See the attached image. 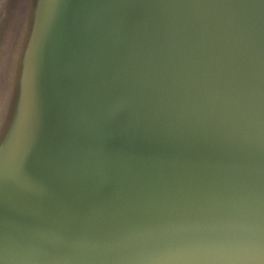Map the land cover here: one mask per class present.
<instances>
[{"label":"water","instance_id":"1","mask_svg":"<svg viewBox=\"0 0 264 264\" xmlns=\"http://www.w3.org/2000/svg\"><path fill=\"white\" fill-rule=\"evenodd\" d=\"M45 6L6 81L28 63L34 105L0 264H264V0Z\"/></svg>","mask_w":264,"mask_h":264},{"label":"rangeland","instance_id":"2","mask_svg":"<svg viewBox=\"0 0 264 264\" xmlns=\"http://www.w3.org/2000/svg\"><path fill=\"white\" fill-rule=\"evenodd\" d=\"M32 2L35 11L30 24L34 28L40 25L45 9L46 15L48 13L49 5L45 8L47 0H0V154L5 144L14 141L19 122L25 120L34 105L32 97L28 96L27 77H31L28 63L16 68L17 80L14 85L6 82L10 64L15 60V45Z\"/></svg>","mask_w":264,"mask_h":264}]
</instances>
